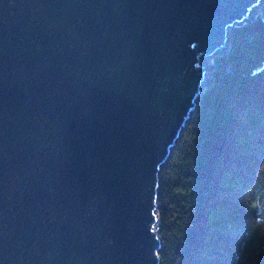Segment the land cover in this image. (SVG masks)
Listing matches in <instances>:
<instances>
[{"label":"water","instance_id":"1","mask_svg":"<svg viewBox=\"0 0 264 264\" xmlns=\"http://www.w3.org/2000/svg\"><path fill=\"white\" fill-rule=\"evenodd\" d=\"M264 0H0V264H161L160 172L229 30Z\"/></svg>","mask_w":264,"mask_h":264},{"label":"trees","instance_id":"2","mask_svg":"<svg viewBox=\"0 0 264 264\" xmlns=\"http://www.w3.org/2000/svg\"><path fill=\"white\" fill-rule=\"evenodd\" d=\"M229 41L160 172L161 264H264V15Z\"/></svg>","mask_w":264,"mask_h":264}]
</instances>
